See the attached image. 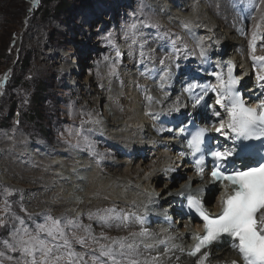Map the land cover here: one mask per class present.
Instances as JSON below:
<instances>
[{
	"label": "bare ground",
	"instance_id": "obj_1",
	"mask_svg": "<svg viewBox=\"0 0 264 264\" xmlns=\"http://www.w3.org/2000/svg\"><path fill=\"white\" fill-rule=\"evenodd\" d=\"M148 1L157 8L156 12L162 20L166 16L180 20V27L183 31L187 30L186 39L198 50L199 55H194L195 59L201 62L206 59L209 64L213 55L221 58V62L215 63V67L207 66V79L213 82V86L221 89L217 76L224 78L226 71L222 68L231 61L237 65L238 75L245 76L243 83L255 90L247 93V98L250 96L254 104L264 101V87H261L264 82H258L256 78V73L260 71L259 62L254 66L250 59V55L264 56V50L261 51L256 46L254 52L253 48L248 51L247 39L240 29L229 25L222 14L215 15L212 7L197 0H179L183 3L178 0ZM234 1L228 0L226 3L233 7L237 15H247V11L239 8L238 4L235 6L231 3ZM185 23L189 24L187 28L184 27ZM225 41L229 43L224 44ZM151 45L152 42H147L145 48H151ZM141 46L138 41L134 48L142 49ZM152 51L145 52L150 53L149 57L153 58ZM143 55H139L140 58L136 55L132 63H129L130 67L122 70L121 85L113 83L111 88L102 89L101 100H104V105H113L112 124L98 116L97 105L89 97L83 108L87 122L79 126L88 139L84 145L64 146L59 143L51 156L48 152L50 147L45 146V151L34 166V177L32 174H24L26 181L39 188L37 203H45L39 205L43 207L40 210L53 211L52 217L60 220L65 236L71 242V250L79 254L73 264H102L94 257L100 258V252L107 250L109 246L114 251L118 250L119 244L112 243L118 237H128L125 244L134 245L133 249H124L128 259L116 255L120 264H128L129 260H136L139 264H195L199 254L191 257L187 253L191 249L192 234L197 233L196 230L201 231V228L198 222L193 224V217L185 213L172 195L179 190L197 194L204 199L211 213H215L220 206L223 185L211 186L212 194L208 193L204 197V187L210 179L205 170L203 174H198L197 166L193 164L180 132V129H184L181 125L188 121L206 125L211 122L218 126L220 119H223L224 110L216 104L217 93L211 91V88L205 89L203 86L207 84L203 82H199L198 87L191 90L180 88L173 76L175 69L164 66L157 73L153 66L150 70L144 64V61L150 59ZM137 59L143 64L137 63ZM153 72L155 76L152 77ZM138 73H142L143 87L137 88L138 83H135L139 78ZM209 93L213 94L211 112L205 111L204 106ZM148 96L153 99L149 101ZM197 100L200 102L197 103ZM214 112H219L220 117L215 116ZM223 120L226 124L227 119ZM207 128L210 130L211 126ZM98 129L103 131L101 135L109 141L106 147H96L95 142L90 141L91 134L94 136ZM169 129L174 133L172 136L167 135ZM223 131L231 133L226 128ZM220 137L218 135L214 139ZM215 142L216 140L213 144ZM115 145L126 148L125 155L120 159L117 156L122 153L115 150ZM139 150H142L140 154L145 152L150 156H130ZM27 151L32 154L28 147ZM7 161L11 164L9 171L7 170L9 176H15L18 164L13 153ZM0 177L7 179L1 173V168ZM174 203L176 206L170 207ZM109 208L119 212L120 217L101 221L99 215ZM159 210L168 211L169 219L172 215L173 220L164 219L161 215L165 213ZM125 214L129 215L127 220L123 219ZM131 214L138 224L131 218ZM69 220L74 223L68 225ZM141 228H147L151 235L129 236L130 233L140 232ZM102 233L108 239L102 237ZM83 237L87 241L82 246L77 240ZM59 243L62 244L63 241ZM231 245L232 240L226 238L214 241L207 249L202 250L209 253L204 264H231L233 260L237 264H243L242 258ZM77 246H82V249H76ZM59 251L65 253L67 249L61 248ZM60 264L67 262L61 261Z\"/></svg>",
	"mask_w": 264,
	"mask_h": 264
},
{
	"label": "rangeland",
	"instance_id": "obj_2",
	"mask_svg": "<svg viewBox=\"0 0 264 264\" xmlns=\"http://www.w3.org/2000/svg\"><path fill=\"white\" fill-rule=\"evenodd\" d=\"M39 1L34 6L32 0H0V77L6 70V79L9 77L5 88H0V168L7 177L4 180L0 177V220L5 223L0 227V252L4 253L0 256L2 264H21L19 253L11 252L3 244L4 240H11L10 233L27 227L35 235L36 225L50 223L47 217H52L53 211L40 210L43 207L39 205L45 203H37L39 188L26 181L24 174L34 177V166L45 146L50 147L51 156L59 143L64 146L84 145L88 139L79 126L87 122L83 108L89 97L97 105L98 116L112 124L113 105H104L102 89L111 88L113 83L121 85L122 70L130 67L129 63L136 55L137 58L141 54L148 56L150 60H143L144 64L150 70L154 66L157 73L164 66L175 69L176 83L184 89L199 85V82L213 86V82L207 79V66L212 68L221 62V58L214 55L209 64L206 59L202 62L195 59L198 50L186 39L187 30L180 27V20L173 16L162 20L157 8L148 0H68L67 11L61 12L54 11L55 4L49 0ZM197 1L212 7L215 15L222 14L229 25L240 29L247 39L248 51L253 46L264 50V0L231 2L247 11L243 17L226 3L228 0ZM253 31L255 40L251 39ZM138 41L143 48L136 50L134 45ZM147 42H152L151 48H145ZM144 50H153L154 57H149L150 53ZM135 61L143 64L138 59ZM222 69L225 70V66ZM141 74L137 75L140 78L135 83H138L137 88L143 87ZM212 98L213 94L209 93L205 111H212ZM170 129L167 135L172 136L174 133ZM102 133L98 129L94 136H90L96 147H106L109 142ZM114 147L122 153L118 154V159L122 158L126 148ZM141 151L130 156L142 154L148 158L149 154H140ZM11 153L18 164L12 177L7 172L11 166L7 161ZM159 211L165 213L160 214L164 219H169L168 211ZM131 218L138 224L132 214ZM173 218L171 215L169 220ZM21 219L24 224L20 223ZM83 240L87 241V238L83 237ZM82 246L76 249H82ZM9 256L13 258L8 259ZM97 260L112 264L106 257Z\"/></svg>",
	"mask_w": 264,
	"mask_h": 264
},
{
	"label": "snow or ice",
	"instance_id": "obj_3",
	"mask_svg": "<svg viewBox=\"0 0 264 264\" xmlns=\"http://www.w3.org/2000/svg\"><path fill=\"white\" fill-rule=\"evenodd\" d=\"M36 2L37 0H32L34 6ZM188 26L189 24L185 23L184 27L187 28ZM131 27L135 28V25ZM255 38L256 34L253 33V40ZM254 51L255 47L253 46ZM251 59L254 66L256 62H259L260 71L256 73L257 81L264 82V56L252 55ZM163 63L162 60L161 64ZM232 68L233 64L229 61L227 85L220 76H217L221 89L218 90L215 86L207 85L203 87L205 89L211 87V91L217 93L216 104L224 108L229 117L227 124L223 119H220L219 126L215 128V131L227 136L228 133L223 131L226 128L235 134V138L248 140L253 138L256 133L264 134V101H261L257 107L246 106L239 93L234 91V85L240 81L232 76ZM161 79H164V77H161ZM161 87H163V84H161ZM195 87L198 86L190 85L189 90ZM261 87H264V84H261ZM147 99L151 101L153 97L148 96ZM199 102L197 100V103ZM214 115L220 117L221 114L214 112ZM208 131V128H202L195 133H190L191 139L188 141L191 154L193 156L200 154V158L196 160L198 174H203L204 171L201 165L204 163V138L205 133ZM180 132L183 133L184 129H180ZM238 147L241 153L247 148L246 145H239ZM217 148H219V145H217ZM234 154H236V148H226L224 151L207 149V155H210L214 161L210 175L214 181L223 182V191L219 200L220 211L217 215L210 214L205 209L202 200L196 196L191 194L187 196L188 207L194 209L203 221V233L192 234V239L196 243L187 253L191 257H196L199 254V259L195 264H204L209 253L202 250L207 249L209 245L223 235L232 238L231 246L238 252L243 264H264V162L258 163V166L245 165L229 168L227 166L229 158ZM119 217L120 213L114 208L104 209L103 214L99 215L101 221ZM128 218V214L123 217L125 220ZM137 219L142 223L140 218ZM47 220L50 223L36 225L35 235L25 227L23 230L16 229L10 233L11 240L3 241L5 248L11 252L19 253L21 264H60L61 261L73 264L74 259L79 255L71 250V242L66 238L60 220L51 216H48ZM20 223L24 224V221L21 219ZM73 223L72 220L67 221L68 225ZM2 226H5V223L0 220V227ZM41 234H45V236L42 237ZM150 235L151 233L147 228H141L140 232L129 234L131 237ZM101 236L108 239L103 233ZM127 240L128 237L113 239L112 243H118L119 249L114 251L109 246L107 250L100 252V257H106L112 264H120V261L116 259L117 254L124 259H128L124 249H133L134 245L132 243L125 244ZM59 241H63V243L61 244ZM77 243L83 244V238L78 239ZM61 248L67 249L66 253L60 252ZM3 255L4 253L0 252V256ZM12 258L11 256L8 257V259ZM94 259H98V257H94ZM0 264H2V261H0ZM128 264H139V262L129 260ZM231 264H237V261L233 260Z\"/></svg>",
	"mask_w": 264,
	"mask_h": 264
},
{
	"label": "trees",
	"instance_id": "obj_4",
	"mask_svg": "<svg viewBox=\"0 0 264 264\" xmlns=\"http://www.w3.org/2000/svg\"><path fill=\"white\" fill-rule=\"evenodd\" d=\"M67 1L68 0H49L50 3H54L55 6H54V11H67ZM39 3H41V0L39 1ZM30 4H31V1H30ZM39 6V4H38ZM37 6V9L40 7ZM13 42H14V39L12 40L11 44L13 45ZM9 81V77L6 79V81L4 82V84L2 85L3 89L5 88L7 82ZM3 91V90H2Z\"/></svg>",
	"mask_w": 264,
	"mask_h": 264
},
{
	"label": "water",
	"instance_id": "obj_5",
	"mask_svg": "<svg viewBox=\"0 0 264 264\" xmlns=\"http://www.w3.org/2000/svg\"><path fill=\"white\" fill-rule=\"evenodd\" d=\"M33 4V3H32ZM7 76V70L5 73L0 77V88H1V83L5 80V77Z\"/></svg>",
	"mask_w": 264,
	"mask_h": 264
}]
</instances>
